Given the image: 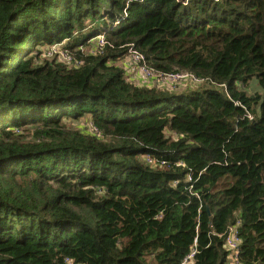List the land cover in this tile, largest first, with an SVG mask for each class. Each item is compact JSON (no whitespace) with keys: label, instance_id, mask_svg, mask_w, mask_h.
<instances>
[{"label":"trees","instance_id":"obj_1","mask_svg":"<svg viewBox=\"0 0 264 264\" xmlns=\"http://www.w3.org/2000/svg\"><path fill=\"white\" fill-rule=\"evenodd\" d=\"M67 257L264 264V0H0V264Z\"/></svg>","mask_w":264,"mask_h":264},{"label":"built area","instance_id":"obj_2","mask_svg":"<svg viewBox=\"0 0 264 264\" xmlns=\"http://www.w3.org/2000/svg\"><path fill=\"white\" fill-rule=\"evenodd\" d=\"M103 42L104 41L102 40L101 43H103ZM63 54L65 56H69L71 58V60L68 61V62H70V63L72 62L73 63L74 60L68 54L67 51H65ZM127 56L128 57L125 58V62H127V60L130 58V61L132 63H138V64L142 65V68L145 70V72H147L148 75L152 74L151 78L148 79V80H145V79H143L141 77L143 79V81H145V82H153L155 84H157V83L160 84V83H164V82L166 83L165 79H160L159 77L156 78L154 76L153 72L149 68H147L145 66V63H144L145 57L138 49L130 48ZM184 78H188L187 75L184 74V73H180V72L172 73V74H170L168 76V80L170 82H167L166 84H174V83L180 82L182 80H185ZM157 79H159V80L157 81ZM147 160L149 162H153V160H150L149 156H147ZM237 233H238L237 229L232 227L231 230L229 231L227 237H226V246H228V249L231 251L230 259H232V260H236L238 255H239V252H240L239 249H238L239 236H238ZM191 256L192 255L188 256L186 261L190 260ZM62 264H78V263H76L72 258L67 257V258L64 259V262Z\"/></svg>","mask_w":264,"mask_h":264},{"label":"rangeland","instance_id":"obj_3","mask_svg":"<svg viewBox=\"0 0 264 264\" xmlns=\"http://www.w3.org/2000/svg\"><path fill=\"white\" fill-rule=\"evenodd\" d=\"M117 23L118 21L115 22V24ZM66 43H67V39H64L61 42H55L49 45H39V49L44 53L43 55H41V57H47V58L53 57L57 61H62L64 63H67L68 61L71 60V58L63 54L65 51L68 52V50L66 49ZM92 45H96V43H92ZM92 45L86 44L79 48H81L85 52H90ZM127 57L128 56H124L120 62V66L123 68L127 78H132L135 79L136 81L139 80L138 77H142L145 80L151 78L152 74L148 75L147 72H145V70L142 68V65L138 63H132L130 61V58L127 60V62H125L124 58ZM183 83L185 84L186 87L185 80L183 81ZM190 264H192V262Z\"/></svg>","mask_w":264,"mask_h":264},{"label":"crops","instance_id":"obj_4","mask_svg":"<svg viewBox=\"0 0 264 264\" xmlns=\"http://www.w3.org/2000/svg\"><path fill=\"white\" fill-rule=\"evenodd\" d=\"M136 81V80H135Z\"/></svg>","mask_w":264,"mask_h":264}]
</instances>
